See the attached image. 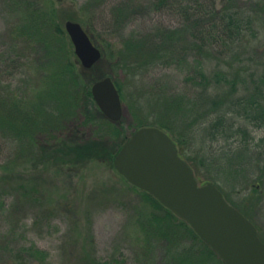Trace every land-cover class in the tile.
Returning a JSON list of instances; mask_svg holds the SVG:
<instances>
[{
    "label": "trees",
    "instance_id": "trees-1",
    "mask_svg": "<svg viewBox=\"0 0 264 264\" xmlns=\"http://www.w3.org/2000/svg\"><path fill=\"white\" fill-rule=\"evenodd\" d=\"M41 1H7L17 24L9 31L13 54L0 56V167L6 172H10L11 165L19 167L25 159L36 157V147L43 149L40 163L56 158V163L59 161L63 167L59 171L66 169L69 174L95 162L115 167L116 155L132 134L150 124L172 137L187 162L183 142L197 132L204 143L214 144L242 136L244 139L237 148L224 150L226 158L240 153L242 159L235 162L238 171L248 170L249 164L252 173L262 168L264 150L250 145V127L253 131L264 130V0H218L220 8L217 0H90L78 13L72 12L65 20L84 25V19L77 18L79 13L93 14L94 10L105 11V7H110L108 26L112 31L122 32L134 21L150 22L155 14L181 18L180 29L155 22L154 27H147L144 32L122 34L118 49L114 50L110 44L101 49V61L108 58L127 77L126 83L113 78L122 99L127 97L125 89H136L128 97L133 117L129 131L120 123L109 121L100 111L91 92L99 79L91 76L86 82L96 65L89 70L81 66L64 20L59 17L61 8L52 0ZM184 34H190L187 47L181 45ZM32 50L35 60L30 57ZM23 54L28 56L24 58ZM23 58L29 72L28 82L24 81L25 90L16 92L4 73L14 70ZM35 61L37 66L33 65ZM182 61H188L189 65L185 79L188 94H172L158 85V91L152 95L136 83L139 73L147 74L163 64L180 65ZM33 74L39 75L43 85L36 96L30 84L36 79ZM158 115L167 119L159 120ZM88 128L92 135L86 139L83 131ZM67 129L77 131L75 137ZM39 136L43 140H37ZM26 140L29 146L25 145ZM251 140L255 141V137ZM261 143L264 145V139ZM12 144L18 145L14 158L2 160ZM206 162L202 160V166ZM34 177L39 179L38 174ZM131 189L139 194L143 207L138 223L142 235L141 252L137 253L139 264H224L189 224L147 192L132 185ZM18 191L24 202L40 207L45 221L59 214L73 217L72 227L65 233L66 250L70 256L76 252L84 254H79V260L73 263L67 255V264H127L124 258L104 261L96 256L90 223H86V233L79 229L87 220L80 216L77 204L72 208L71 202H57L55 208H48L42 204L36 187L29 190L21 187ZM85 245L87 248L82 249ZM14 253L11 258L14 264L21 256L24 261L48 264V253L34 245Z\"/></svg>",
    "mask_w": 264,
    "mask_h": 264
},
{
    "label": "rangeland",
    "instance_id": "rangeland-1",
    "mask_svg": "<svg viewBox=\"0 0 264 264\" xmlns=\"http://www.w3.org/2000/svg\"><path fill=\"white\" fill-rule=\"evenodd\" d=\"M7 1L9 0H0V56L13 54L11 52L12 43L9 31L13 25L17 24V17L10 13L7 7L10 2ZM37 1L42 3L41 0ZM52 1L54 4L56 3L57 8H61L60 12L62 14L60 13L59 17L64 20L62 21L64 26L67 21L81 24L92 35L100 50L106 48L108 44L112 45L114 50L118 49L122 34L127 35L133 31L144 32L147 27H154L155 22L161 21L168 27L180 29L178 22L181 18L179 16L155 14L151 18L152 22L146 19L138 20L134 21L133 25H128L124 32L115 29L112 31L109 27L110 7H105V11L98 12L94 10L93 14L89 12L79 13V16L76 17L84 19L85 24L83 25L80 21L65 19L72 12L78 13L81 7L90 0ZM217 7H221L219 1ZM189 35H183L181 39L182 47H187L186 44L190 43ZM69 40L71 43V39ZM19 50L18 47L17 52ZM32 51L30 57L35 60V50ZM17 56L20 55L17 54ZM23 56L25 58L28 54H23ZM24 58L17 63V67L14 66V70L11 69V72L4 73V76L12 81V89L16 92L26 88L24 81L27 80L29 72L26 69ZM33 65L37 66L38 63L35 61ZM188 70V61H182L180 65L163 64L153 68L147 74L141 75L139 73L136 83L142 90L145 89L152 95L158 91V85L165 86V90L167 89L172 94H188V86H186L185 80ZM13 72L14 75H10ZM34 76H36V79L30 84H32L33 95L36 96L43 85L39 82V75L35 74ZM91 76L99 79L96 82L106 77H116L123 83H126L127 79L126 75L118 69L116 63L114 64L108 58L96 64L95 71L89 73L86 82L89 78H92ZM7 83L4 82L5 85ZM130 85L133 86L134 84L131 83ZM150 89H153V91H150ZM134 92H136V89H125L127 97L125 100L122 99L125 108L120 124L123 125L125 131H129L128 128L133 123L128 97ZM142 104H145V101ZM97 115L99 116V113ZM153 118H155V115ZM81 119L84 120V116ZM157 119L166 120L167 118L158 115ZM152 122L154 121L151 118L150 123ZM150 126L152 125L150 124ZM76 132L73 129L72 132L67 129V133H71L73 137H75ZM83 132L86 133V135L84 134L86 139L92 135V130L89 128ZM250 132V145L255 149L261 147L259 150H264V145L261 143L264 139V130L253 131L250 127ZM253 136L255 141L252 142ZM236 138L238 140L231 139L227 142L221 140L216 144L212 142L204 143L202 136L197 132L194 136H189L186 142H183V155L190 162L188 163L194 167L193 169L199 181L212 182L233 207L240 209L251 220L257 227L260 238L264 241V161L261 165L262 168L253 173L251 164L248 165L249 171H238L235 162L242 159L240 153L230 156L231 158L225 156V149L237 148L239 141L244 139L242 136ZM36 139L43 140L41 136ZM25 145L29 146L30 143L26 140ZM16 146L18 145L8 146L1 159H13ZM34 150L38 152V154L35 153L36 157L32 156L25 159L19 167L11 165L12 168L9 167V173L0 167V264H14L11 261L12 256H15L14 252L22 247L32 245L48 253V264H67V255L70 262L73 263L79 260V254L81 256L84 254L76 252L70 256L66 250L65 233L68 228L72 227L73 220L71 219L73 217L70 214H59L49 221L43 220L39 211L40 207L24 202L20 198L18 189L21 187L27 190L36 187L40 193L42 204L48 208H55L57 202H66V204L71 202L73 203L72 208H75L77 204L80 216L83 220H87L84 223L82 222L83 224L79 229L86 233L88 230L86 223H90L91 233L95 241V254L100 260L108 261L124 258L127 264H139L137 253L141 252L139 245L142 242V235L138 223L143 207L141 197L133 192L131 184L116 171L115 167L103 162L90 163L87 167L72 172L73 174L66 173V169L59 171L63 168L62 163H59V161L56 163L55 158L50 162L45 160L46 164H42L40 163L42 161L40 157L43 156L41 155L43 149L36 147ZM208 159L211 160L208 161ZM202 160L207 161L206 165H203L204 167L201 163ZM41 170L43 172H40ZM35 174H38V180L35 179ZM40 186L42 187L40 188ZM255 189H257V192ZM81 247L82 249L83 247L87 248V245ZM24 258V256H21L20 261H16L15 264H38L35 260L24 261ZM160 258L157 254V259Z\"/></svg>",
    "mask_w": 264,
    "mask_h": 264
},
{
    "label": "water",
    "instance_id": "water-1",
    "mask_svg": "<svg viewBox=\"0 0 264 264\" xmlns=\"http://www.w3.org/2000/svg\"><path fill=\"white\" fill-rule=\"evenodd\" d=\"M65 28L82 67L92 69L102 51L81 24L67 21ZM91 92L103 115L120 123L125 107L114 79L94 83ZM114 166L129 184L189 224L224 264H264V242L257 227L212 182L198 180L164 130L152 126L136 130L116 155Z\"/></svg>",
    "mask_w": 264,
    "mask_h": 264
}]
</instances>
